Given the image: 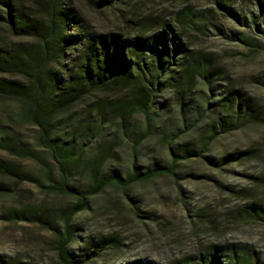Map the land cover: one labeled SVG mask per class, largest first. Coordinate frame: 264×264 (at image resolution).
<instances>
[{"label":"rangeland","instance_id":"374dc122","mask_svg":"<svg viewBox=\"0 0 264 264\" xmlns=\"http://www.w3.org/2000/svg\"><path fill=\"white\" fill-rule=\"evenodd\" d=\"M12 2L30 13L40 12L38 0ZM222 2L231 10L214 0H124L102 10L85 0H70L96 32L134 34L144 22L171 25L193 56L213 61L220 71L215 83H221L223 91H241L253 112L252 118L240 120L238 129L211 138L218 113L217 108L209 110L219 97L196 77L183 105L179 89L161 94L164 115L150 128L141 114L115 115L112 107L120 98L115 93H96L60 115L57 121L62 130L75 134L85 148L84 161L74 172L76 178L97 163L99 167L106 163V174L118 171L127 176L132 147L138 148L137 170L141 172L154 161L170 166L173 153L184 148L198 149L203 155L180 162L174 167L175 174L126 188H108L90 200L88 210L70 222L78 235L70 248L78 257L77 264L137 260L172 264L219 245L246 247L264 262V222L245 213L248 204L264 201V39L251 23L253 16L264 21V10L259 0ZM3 10L0 5V13ZM33 42L15 37L0 21V43L4 46ZM19 111L13 101L0 102V126L24 148L16 155L0 150V158L12 161L43 186L0 177L11 188L10 195L0 194V256L8 263L61 264L59 233L75 200L48 188L58 180L60 171L39 144V128L18 122ZM88 129L95 132L93 142L85 135ZM230 154L239 155V159L217 166ZM15 212H24L27 218L12 220ZM102 240L122 245V251L89 247ZM86 247L95 251L89 252L88 261L79 257ZM111 253L117 258H111Z\"/></svg>","mask_w":264,"mask_h":264},{"label":"trees","instance_id":"16d2710c","mask_svg":"<svg viewBox=\"0 0 264 264\" xmlns=\"http://www.w3.org/2000/svg\"><path fill=\"white\" fill-rule=\"evenodd\" d=\"M85 1L94 9L102 10L115 7L124 0ZM214 1L218 6L231 10L222 0ZM0 5L4 7L0 21L11 33L20 39L34 40L32 44L13 47L0 43V102L17 103L20 108L18 122L39 128V144L60 171L58 180L48 188L53 193L75 200V207L67 212L59 233L61 264L79 262L75 252L70 251L78 237L70 222L75 215L88 210L90 200L95 196L108 188H126L143 180L175 174L174 167L180 162L203 155L198 149L184 148L173 153L170 166L154 161L147 171L141 172L137 170L138 148L132 147L131 169L127 176L118 171L106 174L103 172L106 163L101 167L97 163L90 164L85 172L80 171L81 176L76 178L74 172L84 161L85 148L78 143L75 134H66L62 130L59 126L62 124L57 121L60 115L96 93H115L120 98L112 107L114 114L121 118L129 113L141 114L150 128L164 115L163 104L159 101L161 94L179 89L183 105L189 86L196 77H200L210 87L209 91L219 97L209 110L212 112L217 108L215 112L218 113L211 138L238 129L241 119L253 116L252 106L244 94L228 87L227 91H223L222 84L215 83L219 81L220 71L213 61L193 56L181 35L169 24L144 22L137 26L134 34L96 32L72 7L70 0H38L40 12L37 14L17 6L12 0H0ZM259 5L264 10V0H259ZM258 21L264 25L261 18L251 17V23L264 39V29ZM206 104L209 106L211 103ZM97 128L100 131L102 124L99 123ZM85 135L89 142L96 139L92 129H88ZM139 144L142 145L141 142ZM23 149L0 126V150L16 155ZM25 154L30 156L31 151ZM232 159H239V155L230 154L222 159V164H216L229 165ZM0 177L43 186L31 174L24 173L19 166L4 158H0ZM10 192L11 188L0 181V194L10 195ZM245 213L249 218L264 222V201L248 204ZM11 217L20 221L27 218L24 212H15ZM89 247L122 251V245L105 240ZM236 247L212 246L199 256L172 264H264L254 251ZM90 251L95 252L88 251L86 247L85 254L79 257L88 261ZM112 257L117 258L114 253H111ZM0 264L19 263H8L0 256ZM126 264L153 263L137 260Z\"/></svg>","mask_w":264,"mask_h":264}]
</instances>
